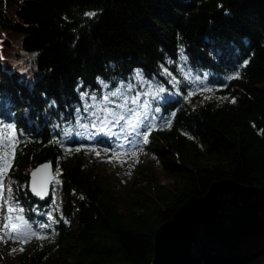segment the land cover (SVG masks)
<instances>
[{
	"label": "trees",
	"instance_id": "trees-1",
	"mask_svg": "<svg viewBox=\"0 0 264 264\" xmlns=\"http://www.w3.org/2000/svg\"><path fill=\"white\" fill-rule=\"evenodd\" d=\"M0 32V119L16 132L7 178L33 218L50 197L28 192L29 172L59 169L69 221L16 264H150L156 229L188 199L226 179L263 185L264 0H0ZM134 71L164 89L147 148L173 181L139 172L122 198L63 130L85 87Z\"/></svg>",
	"mask_w": 264,
	"mask_h": 264
},
{
	"label": "rangeland",
	"instance_id": "rangeland-1",
	"mask_svg": "<svg viewBox=\"0 0 264 264\" xmlns=\"http://www.w3.org/2000/svg\"><path fill=\"white\" fill-rule=\"evenodd\" d=\"M97 86L82 90L81 107L75 110V131H70V127L63 130L66 141L74 138L87 143V157L94 172L101 175L119 197L130 195V187L139 180V172L146 174L148 171L151 179L159 184L172 183L173 179L165 173L145 142V137L147 139V134L161 118L158 110L157 115L152 114L150 101L160 98L164 89L156 81H145L138 71L125 80H98ZM9 132L15 146L14 127L0 119V157L8 149L6 136ZM100 138L108 140V145L101 144ZM8 150L11 158L13 149ZM3 168L4 161L0 159V264H16L38 250L45 230L53 227V222L62 219L68 225L69 221L64 219L61 210L59 169L53 171L49 203L31 218L18 200L17 184L8 180V169L3 172ZM140 185H144L143 181L136 186ZM37 214L40 219L35 217ZM51 262L47 259L43 264Z\"/></svg>",
	"mask_w": 264,
	"mask_h": 264
},
{
	"label": "water",
	"instance_id": "water-1",
	"mask_svg": "<svg viewBox=\"0 0 264 264\" xmlns=\"http://www.w3.org/2000/svg\"><path fill=\"white\" fill-rule=\"evenodd\" d=\"M53 179L50 163L37 165L28 192L46 201ZM150 264H264V183L221 180L188 199L156 229Z\"/></svg>",
	"mask_w": 264,
	"mask_h": 264
},
{
	"label": "snow or ice",
	"instance_id": "snow-or-ice-1",
	"mask_svg": "<svg viewBox=\"0 0 264 264\" xmlns=\"http://www.w3.org/2000/svg\"><path fill=\"white\" fill-rule=\"evenodd\" d=\"M86 15L93 16V15H95V13H86ZM245 63H247V61H245ZM233 102H235V101L233 100ZM6 139L9 141L8 149H13L14 144L12 143L11 132L8 133V135L6 136ZM145 142H147L146 137H145ZM8 149L5 150L3 157H0V159H3V161H4V168L2 169L3 172H6L8 167H10V152ZM11 155L14 156V152H12ZM35 175H36V173L34 172L33 176H35ZM33 190L35 191V188ZM9 191H10V189H9ZM37 194H39V193H37Z\"/></svg>",
	"mask_w": 264,
	"mask_h": 264
},
{
	"label": "bare ground",
	"instance_id": "bare-ground-1",
	"mask_svg": "<svg viewBox=\"0 0 264 264\" xmlns=\"http://www.w3.org/2000/svg\"><path fill=\"white\" fill-rule=\"evenodd\" d=\"M109 143V142H108Z\"/></svg>",
	"mask_w": 264,
	"mask_h": 264
}]
</instances>
